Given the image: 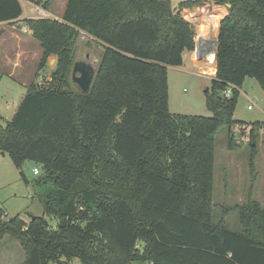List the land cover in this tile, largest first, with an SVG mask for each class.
Wrapping results in <instances>:
<instances>
[{"label":"trees","instance_id":"trees-1","mask_svg":"<svg viewBox=\"0 0 264 264\" xmlns=\"http://www.w3.org/2000/svg\"><path fill=\"white\" fill-rule=\"evenodd\" d=\"M43 1L0 0V25L21 22L26 2L47 8ZM200 1L68 0L61 20H24L40 67L51 55L58 63L0 126V153L19 169L40 166L33 184L52 185L41 200L57 224L45 215L3 221L0 209V244L17 240L22 264H264V206L238 208L241 230L213 212L216 133L227 126L234 149L255 145L264 129L234 119L246 77L264 89V0H217L229 8L205 94L212 116L172 114L168 69L198 48L182 10ZM82 32L105 49L89 92L70 87Z\"/></svg>","mask_w":264,"mask_h":264},{"label":"rangeland","instance_id":"rangeland-1","mask_svg":"<svg viewBox=\"0 0 264 264\" xmlns=\"http://www.w3.org/2000/svg\"><path fill=\"white\" fill-rule=\"evenodd\" d=\"M67 1L48 0L47 8L43 6V3L33 5L44 8L48 17L61 20ZM180 1L182 0H172L173 6L175 7ZM221 8H224L222 14L226 15L229 8L226 4H219L217 0H201L198 5L182 10L183 16L194 25L198 48H195L193 56L185 57V64L180 67L170 66L168 69L169 107L172 114L212 116V112L206 106L205 94L211 87V79L216 75L212 71L216 57L210 53L209 49L213 48L218 41L204 44L202 32L206 30L204 26L208 24L210 26L215 21L218 9ZM24 13L32 15L31 6L27 2L24 4ZM34 15L36 16L37 13ZM193 15H196L197 19H193ZM220 22L221 20L218 21V35ZM23 24L15 23L13 28L17 34L5 40L2 45L6 53H4L5 59L2 63L0 62V126H5L12 119L22 96L27 91L28 87L22 86L21 83L25 81L28 86L36 81L47 84L52 80L53 70L58 63V57L51 55L48 63L43 68L40 67L42 49L37 40L28 43L24 41L22 36L28 33L23 31L25 25ZM2 29L3 26L0 25V36L4 33ZM13 38L16 41L22 39L17 49L13 46L16 43ZM104 50L101 42L86 33L82 32L79 36L77 59H85L86 54L90 53L89 61L97 67ZM51 58L53 61L50 63ZM9 71L14 73V78L9 77ZM70 75L72 80L70 87L75 91L80 90L72 79V71ZM238 90L234 119L248 123L264 122V89L259 82L254 77L248 76ZM248 105H253V108L249 109ZM235 139L239 140L240 137L237 136ZM35 166L38 165L28 161L24 163L22 169H19L13 164L8 153H0V209L3 211V221L19 215L26 223H29L32 217L45 215L41 198L45 190L52 185L41 187L33 184L39 176L33 173ZM21 170L24 171L29 183L23 178ZM214 182V221L224 219L230 229L241 230L238 208L248 201H256L264 206V129L259 130L255 145L244 142L234 149L228 146L227 126H222L218 130L215 135ZM45 217L52 226L57 224V218L54 216L45 215ZM3 244H0V264L24 262L25 252L17 240L6 237ZM142 248L141 243L140 249ZM71 264L82 263L76 258ZM133 264L149 263L138 261Z\"/></svg>","mask_w":264,"mask_h":264},{"label":"crops","instance_id":"crops-1","mask_svg":"<svg viewBox=\"0 0 264 264\" xmlns=\"http://www.w3.org/2000/svg\"><path fill=\"white\" fill-rule=\"evenodd\" d=\"M30 6H31V11H32V15H26L25 13H23V15H22V17L19 19L21 22H15V23H17V24H19V23H24V20L25 19H27V18H31V17H35V15H34V13H33V9H34V6H33V4L32 3H28ZM32 4V5H31ZM227 6H229V4H226ZM25 24V25H24ZM23 25V31L25 32V33H28V35H23L22 36V38L24 39V41L26 42V43H28L29 41H32V40H36L33 36H32V30L28 27V25L26 24V23H24ZM1 26H3V29L2 30H4V33L0 36V62L2 63L3 62V60L5 59L4 57V53H6V51H5V47H3L2 45L4 44V41L5 40H7V39H9L10 37H12V36H15L17 33H16V30H15V28H13V26H15V24L14 25H12V26H10V25H7V24H1ZM25 28H26V30H25ZM13 40H15L14 38H13ZM16 41V40H15ZM21 41H22V39L19 41V40H17L16 41V43H14L13 44V46H14V48L15 49H17V46L18 45H21ZM40 44V43H39ZM196 53H194V55H195ZM187 55H191V56H193V52L192 53H190V54H185L184 55V63L183 64H185V57L187 56ZM214 61H215V64H214V66L212 67V71L214 72V73H216V71H217V65H216V58L214 59ZM182 66V65H181ZM180 67V66H179ZM10 73H9V77H15V75H14V73H12L11 71H9ZM21 85L22 86H27L28 87V84L25 82V81H23L22 83H21ZM20 86V85H19ZM27 90H28V88H27ZM27 92V91H26ZM26 94V93H25ZM25 94L22 96V99H23V97L25 96ZM20 104V103H19ZM19 104H18V106H19ZM18 106H17V108H18ZM17 111V110H16ZM2 116V115H1ZM1 251V250H0ZM1 255V254H0Z\"/></svg>","mask_w":264,"mask_h":264},{"label":"water","instance_id":"water-1","mask_svg":"<svg viewBox=\"0 0 264 264\" xmlns=\"http://www.w3.org/2000/svg\"><path fill=\"white\" fill-rule=\"evenodd\" d=\"M218 39H219V35H218ZM85 57H86L85 59H77L75 61L72 69V79L81 89V91L89 92L91 90L97 72V68L89 61V58L91 57L90 53H87ZM216 60H217V54H216ZM52 61L53 58L50 59V63Z\"/></svg>","mask_w":264,"mask_h":264},{"label":"bare ground","instance_id":"bare-ground-1","mask_svg":"<svg viewBox=\"0 0 264 264\" xmlns=\"http://www.w3.org/2000/svg\"><path fill=\"white\" fill-rule=\"evenodd\" d=\"M218 10H219V12H217V14H216L215 21L210 26H209V24H208V26H204L206 28V30H204L202 32L203 36H204L203 37L204 44L209 43V42H217L218 41V39H217V37H218L217 30L219 28L218 21H220L225 16L224 14H222V11H224V8H221ZM193 19H197L196 15L195 16L193 15ZM201 27L204 29L203 26H201ZM209 50H210V53L216 57L217 50H218V42L215 43V45H213V48H210ZM89 60H90V58H89Z\"/></svg>","mask_w":264,"mask_h":264},{"label":"built area","instance_id":"built-area-1","mask_svg":"<svg viewBox=\"0 0 264 264\" xmlns=\"http://www.w3.org/2000/svg\"><path fill=\"white\" fill-rule=\"evenodd\" d=\"M33 6H34V5H33ZM33 13H34V14L37 13V15H36L35 17H48V16H49V15H47V14L45 13L44 8H41V7H39V6H35V7H34V9H33ZM25 30H26V28H25ZM196 49H197V48H196ZM231 93H232V87H229V88L225 91V95L229 97V96L231 95ZM248 108H249V109H252V108H253V105H248ZM40 172H41L40 166H35V167L33 168V173H34L35 175L40 174Z\"/></svg>","mask_w":264,"mask_h":264}]
</instances>
